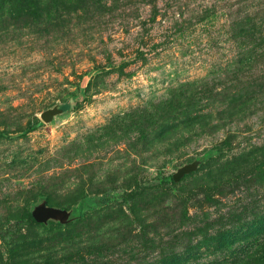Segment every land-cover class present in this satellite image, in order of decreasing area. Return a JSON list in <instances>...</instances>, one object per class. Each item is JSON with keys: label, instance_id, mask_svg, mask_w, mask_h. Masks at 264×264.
<instances>
[{"label": "rangeland", "instance_id": "obj_1", "mask_svg": "<svg viewBox=\"0 0 264 264\" xmlns=\"http://www.w3.org/2000/svg\"><path fill=\"white\" fill-rule=\"evenodd\" d=\"M0 264H264V0H0Z\"/></svg>", "mask_w": 264, "mask_h": 264}, {"label": "water", "instance_id": "obj_2", "mask_svg": "<svg viewBox=\"0 0 264 264\" xmlns=\"http://www.w3.org/2000/svg\"><path fill=\"white\" fill-rule=\"evenodd\" d=\"M67 109L66 105L54 106L47 109L39 115L43 123H50L56 116L64 113ZM198 166L197 162H191L178 168L175 173L171 175L174 183L179 182L185 176L196 171ZM76 207L66 210L47 205L45 199H41L31 210L32 219L42 225H46L49 221H53L61 226L70 224L75 221L77 214L75 213Z\"/></svg>", "mask_w": 264, "mask_h": 264}, {"label": "trees", "instance_id": "obj_3", "mask_svg": "<svg viewBox=\"0 0 264 264\" xmlns=\"http://www.w3.org/2000/svg\"><path fill=\"white\" fill-rule=\"evenodd\" d=\"M73 100H74V98L70 99V100H69V103L72 104V103H73ZM40 126H41V123H40V122L31 123V124L27 125V127H26L25 130H24V133L32 132L33 130L37 129V128L40 127ZM86 209H88V207H87L86 205H84V204H82V203L77 204V206H76V210H79V211H80V213L77 214V218H76L77 220H80V219L83 218ZM29 219H30V221H31L32 223H36V222L32 219L31 215H29ZM58 225H59V224H58Z\"/></svg>", "mask_w": 264, "mask_h": 264}]
</instances>
